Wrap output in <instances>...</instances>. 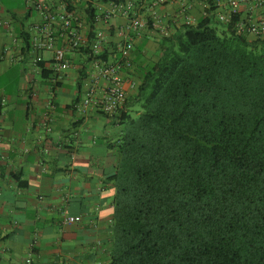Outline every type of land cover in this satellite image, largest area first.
Here are the masks:
<instances>
[{
	"label": "trees",
	"instance_id": "obj_1",
	"mask_svg": "<svg viewBox=\"0 0 264 264\" xmlns=\"http://www.w3.org/2000/svg\"><path fill=\"white\" fill-rule=\"evenodd\" d=\"M213 1L140 63L139 115L103 112L120 125L107 264H264V37L220 21Z\"/></svg>",
	"mask_w": 264,
	"mask_h": 264
},
{
	"label": "crops",
	"instance_id": "obj_2",
	"mask_svg": "<svg viewBox=\"0 0 264 264\" xmlns=\"http://www.w3.org/2000/svg\"><path fill=\"white\" fill-rule=\"evenodd\" d=\"M201 1L194 0L195 19L204 13ZM22 2L12 14L0 0V14H15L20 22L36 18ZM159 11L179 20L170 21V27L182 25L178 2ZM145 36L136 43L139 70L131 79L137 85L126 84V105L134 103L140 63L156 58L159 46L149 40L160 37L147 36L142 48ZM9 42L0 33V43ZM52 55L45 54L47 62ZM70 56L74 64L61 79L47 62L44 70L34 66L29 55L0 64V264L108 263L114 206L107 179L118 161L113 144L120 125L102 111H78L80 81L83 90L86 86L79 65L85 59L77 53ZM68 215H81L82 221L68 223Z\"/></svg>",
	"mask_w": 264,
	"mask_h": 264
},
{
	"label": "built area",
	"instance_id": "obj_3",
	"mask_svg": "<svg viewBox=\"0 0 264 264\" xmlns=\"http://www.w3.org/2000/svg\"><path fill=\"white\" fill-rule=\"evenodd\" d=\"M28 13H36L29 22H20L14 15L0 14V33L10 42L0 43V64H13L32 57L33 65L47 62L45 54L52 52L49 69L61 79L72 66V55L80 54L85 63L79 65L86 86L77 109L84 115L99 110L113 115L127 99L126 84L137 85L131 79L135 67L136 43L152 34L170 36V21L175 17L159 10L178 2L181 24H193L194 0H23ZM203 15L211 6L202 0ZM218 19L228 23L238 17L235 29L251 37H264V0H214ZM90 5V6H89ZM92 6V7H91ZM90 8L93 15L90 16ZM90 13V14H89ZM117 19L123 21L115 22ZM29 34V52H24V34ZM1 69V66H0ZM68 223L82 221L81 215H68ZM28 262L31 259L27 260Z\"/></svg>",
	"mask_w": 264,
	"mask_h": 264
},
{
	"label": "rangeland",
	"instance_id": "obj_4",
	"mask_svg": "<svg viewBox=\"0 0 264 264\" xmlns=\"http://www.w3.org/2000/svg\"><path fill=\"white\" fill-rule=\"evenodd\" d=\"M2 1V3H3V5L6 7V8H17V7H23V0H1ZM212 27H217L218 29H219V31H223L224 30V28H225V25H224V23H213L212 24ZM149 43L151 44V45H154V46H159V44H160V40L159 39H155V38H153V39H150L149 40ZM140 55V54H139ZM155 55V54H154ZM141 57L140 58H142L143 56L142 55H140ZM156 56V55H155ZM137 60L138 59H136V62H137ZM144 61H146L147 62V65L148 66H150L151 65V63H152V61L151 60H147V59H145ZM22 68V64L20 63V65L17 67V69H21ZM16 73H17V75L18 76H20L21 78H23V74H22V72H19L18 70H16ZM131 114H132V116L133 117H137L138 115H139V111L141 110V100H137V101H135L134 103H133V105L131 106ZM79 111V110H78Z\"/></svg>",
	"mask_w": 264,
	"mask_h": 264
}]
</instances>
